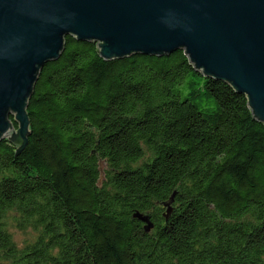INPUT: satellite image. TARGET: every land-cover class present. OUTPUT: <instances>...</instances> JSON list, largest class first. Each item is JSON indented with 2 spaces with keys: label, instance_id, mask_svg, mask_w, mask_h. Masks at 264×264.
I'll list each match as a JSON object with an SVG mask.
<instances>
[{
  "label": "trees",
  "instance_id": "16d2710c",
  "mask_svg": "<svg viewBox=\"0 0 264 264\" xmlns=\"http://www.w3.org/2000/svg\"><path fill=\"white\" fill-rule=\"evenodd\" d=\"M27 113L25 148L0 142V264H264V123L184 50L67 36Z\"/></svg>",
  "mask_w": 264,
  "mask_h": 264
},
{
  "label": "water",
  "instance_id": "95a60500",
  "mask_svg": "<svg viewBox=\"0 0 264 264\" xmlns=\"http://www.w3.org/2000/svg\"><path fill=\"white\" fill-rule=\"evenodd\" d=\"M67 36L97 43L105 60L184 50L205 76L246 95L264 123V0H0V142L27 145L35 84ZM134 218L154 229L149 215Z\"/></svg>",
  "mask_w": 264,
  "mask_h": 264
},
{
  "label": "rangeland",
  "instance_id": "374dc122",
  "mask_svg": "<svg viewBox=\"0 0 264 264\" xmlns=\"http://www.w3.org/2000/svg\"><path fill=\"white\" fill-rule=\"evenodd\" d=\"M11 119H14L12 116H11ZM16 125H17V128L14 126V124H13V126H14V128H15V130H18V128H19V124L18 123H16ZM15 130H13V131H15ZM10 136V135H9ZM14 234H15V238H16V240H17V242L19 243V244H21V243H23L27 238H29V234L28 233H21V232H14Z\"/></svg>",
  "mask_w": 264,
  "mask_h": 264
}]
</instances>
